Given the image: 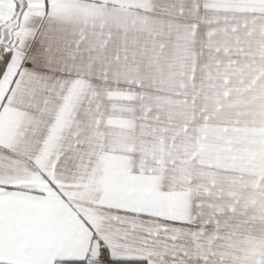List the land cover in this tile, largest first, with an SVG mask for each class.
<instances>
[{"label":"snow or ice","instance_id":"6c2138e0","mask_svg":"<svg viewBox=\"0 0 264 264\" xmlns=\"http://www.w3.org/2000/svg\"><path fill=\"white\" fill-rule=\"evenodd\" d=\"M0 264H264V0H0Z\"/></svg>","mask_w":264,"mask_h":264}]
</instances>
